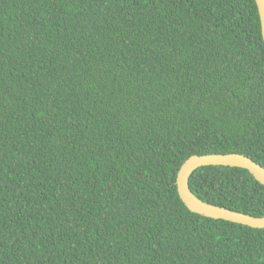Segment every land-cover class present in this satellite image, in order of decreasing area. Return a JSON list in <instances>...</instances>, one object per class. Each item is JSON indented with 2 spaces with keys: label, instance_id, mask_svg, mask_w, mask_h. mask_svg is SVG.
<instances>
[{
  "label": "trees",
  "instance_id": "1",
  "mask_svg": "<svg viewBox=\"0 0 264 264\" xmlns=\"http://www.w3.org/2000/svg\"><path fill=\"white\" fill-rule=\"evenodd\" d=\"M264 167L256 0H0V264H264V230L192 213V156ZM202 201L264 217L247 170Z\"/></svg>",
  "mask_w": 264,
  "mask_h": 264
},
{
  "label": "water",
  "instance_id": "2",
  "mask_svg": "<svg viewBox=\"0 0 264 264\" xmlns=\"http://www.w3.org/2000/svg\"><path fill=\"white\" fill-rule=\"evenodd\" d=\"M262 23V35L264 39V0H256ZM229 167L239 168L250 174L264 185V167L253 161L250 157L241 154H209L194 155L181 167L177 176L179 195L186 207L195 214L214 220H223L235 224L264 230V218L254 217L227 208L218 207L199 199L191 190L190 180L193 174L204 167Z\"/></svg>",
  "mask_w": 264,
  "mask_h": 264
},
{
  "label": "bare ground",
  "instance_id": "3",
  "mask_svg": "<svg viewBox=\"0 0 264 264\" xmlns=\"http://www.w3.org/2000/svg\"><path fill=\"white\" fill-rule=\"evenodd\" d=\"M262 24V23H261ZM260 218H264V217H260Z\"/></svg>",
  "mask_w": 264,
  "mask_h": 264
}]
</instances>
